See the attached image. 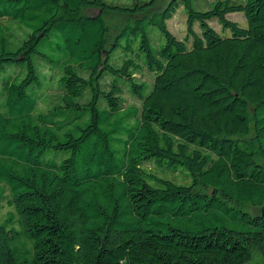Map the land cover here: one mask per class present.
<instances>
[{
    "label": "trees",
    "instance_id": "obj_1",
    "mask_svg": "<svg viewBox=\"0 0 264 264\" xmlns=\"http://www.w3.org/2000/svg\"><path fill=\"white\" fill-rule=\"evenodd\" d=\"M159 1L0 0V264L264 258V0Z\"/></svg>",
    "mask_w": 264,
    "mask_h": 264
},
{
    "label": "rangeland",
    "instance_id": "obj_2",
    "mask_svg": "<svg viewBox=\"0 0 264 264\" xmlns=\"http://www.w3.org/2000/svg\"><path fill=\"white\" fill-rule=\"evenodd\" d=\"M123 3H128L130 2V0H120ZM170 0H160L159 3L156 5V8H154L152 11H150L148 13L149 16H153L155 14H160L166 7V5L168 4ZM87 13L90 14H94L97 13L96 10H88ZM230 18L233 21L238 22L241 26H246V18L244 16V14L242 13H234V15L230 16ZM117 19L116 17L113 16H108V20H115ZM210 24L221 34H229L228 30H224L222 28V26L219 24V22L217 21H212L210 22ZM168 26L170 31L179 39H185V37L187 36V15L184 11V9L181 7L178 9V11L176 12V14L174 15V17L168 21ZM196 30L198 32H200L198 25H196ZM155 32H157L159 34L158 30H155ZM17 33L19 35H21V31L17 30ZM36 59L38 60V58L36 57ZM146 80H150V78H146ZM57 99V96L51 94L48 99ZM134 103H139L137 102L135 99L131 98L129 95H127V105H131ZM137 105V104H136ZM153 165L152 164H148V169H153ZM165 176H168V178H174L178 183H188L189 182V178H187L183 173H179V172H171V171H167L166 173H162ZM9 194V190H6L4 192V195H8ZM0 197H1V185H0ZM12 210L11 205L9 204V202H4V206H2L0 208V218L1 219H5L7 216V213ZM254 211V210H252ZM257 211H261L257 210ZM256 212V211H254ZM18 215L16 216L15 219V227L17 228V230H19L21 232L20 237L14 241L13 243H11V247L12 248H18L20 251H22L23 253H25L26 255L31 256L33 254V250H34V238H32L30 235H28L25 231L24 228L21 224V222L17 219ZM0 219V222H2ZM4 221V220H3ZM174 225L177 226H185V224L189 225V223L187 221H184V219H179L174 220L173 221ZM247 264H264V258L262 256V254L258 251L254 252L253 255V259L248 262Z\"/></svg>",
    "mask_w": 264,
    "mask_h": 264
},
{
    "label": "water",
    "instance_id": "obj_3",
    "mask_svg": "<svg viewBox=\"0 0 264 264\" xmlns=\"http://www.w3.org/2000/svg\"><path fill=\"white\" fill-rule=\"evenodd\" d=\"M261 216L264 218V207L261 210Z\"/></svg>",
    "mask_w": 264,
    "mask_h": 264
}]
</instances>
